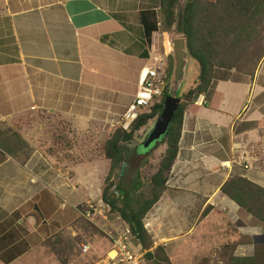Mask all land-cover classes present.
Here are the masks:
<instances>
[{
	"label": "crops",
	"instance_id": "0c3cea01",
	"mask_svg": "<svg viewBox=\"0 0 264 264\" xmlns=\"http://www.w3.org/2000/svg\"><path fill=\"white\" fill-rule=\"evenodd\" d=\"M158 7L159 0H0V264H90L89 242L79 244L81 258L74 260L69 245L65 261L47 244L60 233L65 239L87 236L77 206L90 193L56 174L53 156L36 141L38 116L56 111L68 87L81 83L90 50L117 56L135 74L152 62V43L163 32L146 44L139 13ZM260 62L263 72L264 56ZM213 84L186 110L166 189L145 217L169 259L187 237L199 234L200 223L210 230L213 218L236 212L238 205L220 188L241 165L257 177L252 181H263L254 162L264 156V108L255 101L263 85L254 78ZM258 142L261 156L244 148ZM80 166L64 169L77 173ZM83 244L88 252L81 251Z\"/></svg>",
	"mask_w": 264,
	"mask_h": 264
},
{
	"label": "rangeland",
	"instance_id": "374dc122",
	"mask_svg": "<svg viewBox=\"0 0 264 264\" xmlns=\"http://www.w3.org/2000/svg\"><path fill=\"white\" fill-rule=\"evenodd\" d=\"M186 2L187 0L177 1L176 21L180 19ZM159 27L162 29V25ZM159 32L162 34L161 30ZM181 37L184 36L176 29V23H174L168 32H163L160 41L155 40L152 43L154 53H159L164 57V78L168 56H172L170 43L173 39ZM260 37V45L264 49V25ZM116 57L104 53L100 54L96 49L90 50L85 58L81 83L68 87V93L62 95L64 96L63 104L59 105L56 111L49 113L44 110L38 116L39 134L36 137L38 146L41 147L42 151L53 156L52 161L57 165L56 174H62L66 184L73 181L75 187H82L83 190L88 189L90 196H85L84 198L87 197V199L81 202L82 204L86 201L99 204L108 169V161L103 158L101 146L109 135L119 127L121 115L136 93L138 73L143 66L135 74L134 69L130 68L129 64L117 61ZM243 59L244 55L241 57V60ZM260 63L259 61L251 75L249 73L250 68H246L245 64H241L242 68L239 71L231 69L229 79L251 81L254 78L264 87V77H258L264 74V67H261L263 72L259 70ZM116 64L127 66L125 69L118 70L115 67ZM197 74L198 65L190 58L186 79L180 93L193 86L190 85V81ZM219 76L216 73L214 81ZM261 89L262 92L255 101L264 108V88ZM202 96L200 95V97ZM154 121L155 118L135 135L131 146L138 151V154L132 158L131 168L121 180L123 188L131 184V180L136 178V174H140L144 180L148 178L155 170L160 156L165 150L164 139L157 141L148 148L142 147V142L145 141L151 131ZM263 136L262 133L261 140H263ZM244 148L249 149L251 155L261 156L262 146L260 142L248 144ZM64 161H66V165H63ZM254 162L258 165L255 169H259L255 174L259 178H263L261 184H256L264 188V174L262 173V170L264 171V156L254 160ZM245 164L247 163L236 170L235 175H241L252 181V171L246 168ZM77 165H81L80 167L83 168H80L77 173L64 169L66 166ZM71 178L74 180L70 181ZM236 209V212H227L224 216L213 218L209 222L210 230H202L206 225L202 226L200 223L197 227L199 234L187 237L186 241L177 246L178 249H173L170 259L166 255L163 245L157 238H153L151 233L149 234L152 237L153 245L149 251L155 252V248L161 245L163 254L160 253L158 256L168 259L167 264H229L234 256H252L255 247L264 243V225L244 210ZM104 213L107 215V221L100 215H94L91 220L82 218L83 232L87 234L85 238L65 239L67 236H62L61 233L58 235L59 238L57 236L49 238L47 244L51 246L55 256L62 261L68 259L70 253L67 252V247L71 245L73 260L80 259L79 244L89 242L92 246V252L86 258L91 264L92 260L106 251L110 245V233L114 234L119 229L120 222L117 220L116 214H112L107 209H104ZM94 218L96 222H93ZM133 244L137 246L138 243L134 240Z\"/></svg>",
	"mask_w": 264,
	"mask_h": 264
},
{
	"label": "trees",
	"instance_id": "16d2710c",
	"mask_svg": "<svg viewBox=\"0 0 264 264\" xmlns=\"http://www.w3.org/2000/svg\"><path fill=\"white\" fill-rule=\"evenodd\" d=\"M177 1L159 0L157 12L147 10L139 13L146 44L151 45L154 32H168L176 23V29L186 38L191 60L198 65L194 85L179 94L178 108L163 140L166 147L155 170L145 180L136 174L128 187L121 186L123 176L131 168L132 158L138 154L131 146L135 135L157 117L169 94L173 69L171 55L168 56L159 100L148 112L141 113L129 130L117 127L101 146L103 158L108 161L101 200L109 206L112 214L118 215L130 228L151 264H167L168 259L158 256L163 254L161 245L155 248V252L149 251L153 240L143 221L166 189L168 175L179 149L186 110L193 108L194 101L200 95H206L214 88L216 73L220 75L217 79L229 80L230 70L239 71L241 64H245L246 68H250L251 75L264 55L260 45L264 0H187L180 19L176 21ZM159 25H162V29ZM220 189L240 209L264 225L263 187L241 175H234ZM229 264H264V243L255 247L254 255L233 257Z\"/></svg>",
	"mask_w": 264,
	"mask_h": 264
},
{
	"label": "built area",
	"instance_id": "2783aa9c",
	"mask_svg": "<svg viewBox=\"0 0 264 264\" xmlns=\"http://www.w3.org/2000/svg\"><path fill=\"white\" fill-rule=\"evenodd\" d=\"M164 65V57L157 53L154 55L152 62L146 63L140 69L136 93L121 115L119 122L120 128L129 130L135 119L141 113L148 112L159 100L164 84ZM65 205L66 203L64 201L60 204L61 207ZM104 209L110 211L109 206L101 199L99 200V204L86 201L82 205L77 206L80 215L89 220L94 215H100L107 221V215L104 213ZM116 218L120 222V227L114 234L110 233L109 249L102 257L94 261L93 264H151L145 257V251L141 249L140 245L137 244L136 246L133 244L135 238L130 228L118 215ZM143 226L145 229H148L150 223L144 219ZM89 250V244L81 245L82 252H88Z\"/></svg>",
	"mask_w": 264,
	"mask_h": 264
},
{
	"label": "water",
	"instance_id": "95a60500",
	"mask_svg": "<svg viewBox=\"0 0 264 264\" xmlns=\"http://www.w3.org/2000/svg\"><path fill=\"white\" fill-rule=\"evenodd\" d=\"M170 48L173 59L170 93L165 97L162 108L155 118L151 131L148 133L145 141L142 142V147L144 148L154 145L167 135L180 102V91L186 79L187 66L190 59L186 38L181 37L173 39L170 43Z\"/></svg>",
	"mask_w": 264,
	"mask_h": 264
},
{
	"label": "bare ground",
	"instance_id": "6f19581e",
	"mask_svg": "<svg viewBox=\"0 0 264 264\" xmlns=\"http://www.w3.org/2000/svg\"><path fill=\"white\" fill-rule=\"evenodd\" d=\"M147 230V229H146Z\"/></svg>",
	"mask_w": 264,
	"mask_h": 264
}]
</instances>
